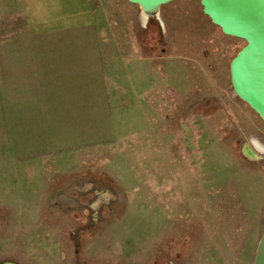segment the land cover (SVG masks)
Returning a JSON list of instances; mask_svg holds the SVG:
<instances>
[{
  "label": "rangeland",
  "instance_id": "rangeland-1",
  "mask_svg": "<svg viewBox=\"0 0 264 264\" xmlns=\"http://www.w3.org/2000/svg\"><path fill=\"white\" fill-rule=\"evenodd\" d=\"M14 3L0 0V264H253L264 231V119L231 74L247 41L204 20L201 0L163 4L145 24L137 4L91 0L103 48L137 57L129 75L117 72L120 102L115 91L111 109H88L93 124L122 109L132 121L134 95L144 94L153 127L141 139L17 160L12 139L45 140V130L35 135L29 117L41 109L36 77L12 74L28 51ZM181 18L180 31L169 19ZM150 36L158 62L148 60Z\"/></svg>",
  "mask_w": 264,
  "mask_h": 264
},
{
  "label": "crops",
  "instance_id": "crops-1",
  "mask_svg": "<svg viewBox=\"0 0 264 264\" xmlns=\"http://www.w3.org/2000/svg\"><path fill=\"white\" fill-rule=\"evenodd\" d=\"M14 6L21 12L20 17L27 28L28 35L23 43L28 51H23L22 63L18 66L13 62L12 74L36 77L32 81L38 86L36 91L42 93L38 100L41 109L29 117L31 122L39 124L37 129H33L35 135L39 134L40 125H44L45 140L38 136L35 140L22 137L21 144H18L12 139L13 159L71 153V149L79 147L128 139L131 133L134 138L141 139L148 129H152L153 118L145 114L144 104L147 102L144 94L134 95L132 108L140 111L132 121L126 122L121 117L125 113L122 109L119 118L109 111L107 117H101L100 122L93 124V115L88 109H111L112 93L115 91L120 102L119 95L125 90H117V72L125 68L129 75L131 68L137 64V57L133 50L128 56H132V62L127 56L113 58L103 48L106 39L99 35L97 15L91 0H15ZM201 15L207 18L204 20H210L204 9H201ZM162 22L166 27V21ZM169 23L180 31L184 26L183 18L179 21L169 19ZM95 31L99 34L96 35ZM149 38L152 41L148 60L158 62L162 58L156 53L158 39ZM201 41V48L211 43L208 36ZM17 69H21V73ZM115 120L119 121L118 126ZM47 123L48 127L45 126Z\"/></svg>",
  "mask_w": 264,
  "mask_h": 264
},
{
  "label": "water",
  "instance_id": "water-1",
  "mask_svg": "<svg viewBox=\"0 0 264 264\" xmlns=\"http://www.w3.org/2000/svg\"><path fill=\"white\" fill-rule=\"evenodd\" d=\"M153 10L175 0H127ZM204 13L226 35L247 41L231 64L237 95L264 119V0H202ZM3 264H20L9 260ZM253 264H264V231Z\"/></svg>",
  "mask_w": 264,
  "mask_h": 264
},
{
  "label": "bare ground",
  "instance_id": "bare-ground-1",
  "mask_svg": "<svg viewBox=\"0 0 264 264\" xmlns=\"http://www.w3.org/2000/svg\"><path fill=\"white\" fill-rule=\"evenodd\" d=\"M142 21L145 24L147 22V19L149 18L150 15H153L154 12L151 9L144 8L142 11ZM257 148L259 151H264V147L261 144H256Z\"/></svg>",
  "mask_w": 264,
  "mask_h": 264
}]
</instances>
